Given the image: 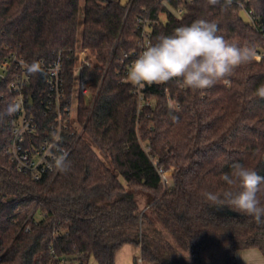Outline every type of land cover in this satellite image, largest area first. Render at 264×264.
Segmentation results:
<instances>
[{"label": "trees", "instance_id": "trees-1", "mask_svg": "<svg viewBox=\"0 0 264 264\" xmlns=\"http://www.w3.org/2000/svg\"><path fill=\"white\" fill-rule=\"evenodd\" d=\"M168 2L182 11L163 0H134L129 10L119 0H0V62L17 53L50 64L62 50L71 92V50L84 47L93 65L82 75L96 95L94 103L81 98L84 133L70 141V169L50 182L18 171L6 152L13 115L0 119V264H89L92 256L116 264L126 243L141 247L143 264H240L238 251L248 248L264 255V223L202 195L223 190L220 177L236 162L264 176V54L229 84L140 87L141 104L121 68L124 52L137 47L139 16L157 20L152 42L203 18L230 43L264 53V0H232L227 10L206 0ZM32 76L26 92L44 121L47 73ZM13 97L0 83V112ZM160 169L172 171L170 182ZM139 192L147 194L144 209Z\"/></svg>", "mask_w": 264, "mask_h": 264}, {"label": "clouds", "instance_id": "clouds-1", "mask_svg": "<svg viewBox=\"0 0 264 264\" xmlns=\"http://www.w3.org/2000/svg\"><path fill=\"white\" fill-rule=\"evenodd\" d=\"M206 4L220 5L227 10L232 0H206ZM143 50L130 65L127 79L133 86L144 87L177 81L191 90H204L223 82L240 68L256 58L250 45L230 43L220 33L215 21L196 19L176 27L169 34L158 35L154 42L142 46ZM40 64L32 62L28 71L39 72ZM22 107L19 101H10L0 112V119L11 116ZM55 170L67 172L70 162L66 155L55 159ZM221 191H203L209 205L228 206L232 210L264 223V176L243 163H233L231 170L221 175Z\"/></svg>", "mask_w": 264, "mask_h": 264}, {"label": "built area", "instance_id": "built-area-1", "mask_svg": "<svg viewBox=\"0 0 264 264\" xmlns=\"http://www.w3.org/2000/svg\"><path fill=\"white\" fill-rule=\"evenodd\" d=\"M129 10L134 0H119ZM192 0H183L184 4ZM166 7L175 14L182 11V7L172 6L168 0H163ZM253 22L251 11H246ZM138 30L140 36L137 47L123 54V79H127V72L132 62L143 50L144 45L151 41V32L155 20L139 16ZM264 29V25H263ZM75 58L73 89L69 91L66 84V64L63 51L50 64L40 63V69L47 73L45 85L41 92L44 102V121H39L33 110L35 99L26 92L31 85L33 74L28 71L30 63L17 53H11L0 62V83L7 82V90L14 95L13 101L22 104L20 110L13 114L14 123L10 132V140L6 152L15 162L19 172L31 175L35 180L47 179L52 181L60 171L53 167L54 161L61 155L68 159L73 143V137H80L84 133V125L80 122L79 111L81 98H87L94 103L95 96L87 77L82 75L85 66H92L93 59L89 58L88 50L76 46L71 50ZM263 52L256 51V59L263 57ZM70 57V56H69ZM139 103L144 102L140 87H137ZM32 99V101H31ZM165 183L168 182L167 172L160 169ZM142 264V258L139 257Z\"/></svg>", "mask_w": 264, "mask_h": 264}, {"label": "rangeland", "instance_id": "rangeland-1", "mask_svg": "<svg viewBox=\"0 0 264 264\" xmlns=\"http://www.w3.org/2000/svg\"><path fill=\"white\" fill-rule=\"evenodd\" d=\"M245 19H248L246 13L243 14ZM172 171L167 172V178L170 182V175ZM124 183L125 180L121 178ZM147 194L146 193H136V201L143 209L147 207ZM166 234L171 238V235L166 232ZM141 253V247L135 243L124 244L116 254V264H141L139 256ZM238 256L240 264H264V255L257 248H248L238 251ZM89 264H99L94 256L90 258ZM143 264V263H142Z\"/></svg>", "mask_w": 264, "mask_h": 264}, {"label": "crops", "instance_id": "crops-1", "mask_svg": "<svg viewBox=\"0 0 264 264\" xmlns=\"http://www.w3.org/2000/svg\"><path fill=\"white\" fill-rule=\"evenodd\" d=\"M238 259H239V256H238ZM239 263H240V260H239Z\"/></svg>", "mask_w": 264, "mask_h": 264}, {"label": "water", "instance_id": "water-1", "mask_svg": "<svg viewBox=\"0 0 264 264\" xmlns=\"http://www.w3.org/2000/svg\"><path fill=\"white\" fill-rule=\"evenodd\" d=\"M31 101H32V99H31Z\"/></svg>", "mask_w": 264, "mask_h": 264}]
</instances>
